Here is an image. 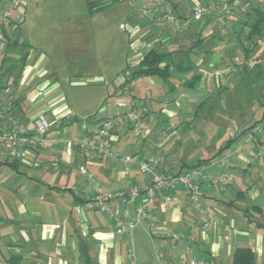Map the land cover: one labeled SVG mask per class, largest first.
<instances>
[{"label":"crops","instance_id":"obj_1","mask_svg":"<svg viewBox=\"0 0 264 264\" xmlns=\"http://www.w3.org/2000/svg\"><path fill=\"white\" fill-rule=\"evenodd\" d=\"M41 1L44 0H26L24 9L22 6L12 9L4 22L9 34L14 27H18L21 39L30 45L20 76L11 82L19 101L18 111L28 125L37 114H43L51 125L50 135L73 137L83 133L76 112L68 105H53L34 114L24 109L22 99L26 95L25 89L18 97L19 86L34 81L37 86L48 74L43 68L44 54L31 62L33 36L43 34L49 42L52 41V34L64 31L67 33V43L72 44L71 49L74 50L75 44H79L82 27L86 28L87 24L103 27L110 22L107 17L114 13L119 19V27L127 32L136 48V54L129 59L132 60L130 71L137 68L145 48L153 46L160 51L171 52L165 57L166 61L182 59L187 64V58H191L193 72H196L193 75H199L191 84L184 78L185 72L173 73L169 81L149 76L162 80L157 87H168L171 93H177L181 98L170 105H163L157 94H151L145 79L136 80L139 77L131 80L132 85L127 92L118 94V88L111 92L107 90V96L116 92V95L123 97L122 100L149 108V113L143 117L149 121V129L140 128L138 123L125 122L112 132L114 151L138 154L144 159L152 157L156 170L166 173L185 171L189 165L202 160L200 165L204 174L217 176L224 173L230 175L231 180L223 188L214 181L200 180L207 214L217 219L207 229L202 227L206 217L194 211L185 189L175 186L160 194L150 209V215L156 217L154 221L147 219L133 230L118 234L113 220L89 202L90 188L79 168L85 167L100 182L105 194H112L132 184L145 187L150 175L140 173L137 164L126 168L118 158L95 152L86 155L78 148L58 152L57 145L49 144L38 155L42 166L34 168L36 172L29 175L24 185H14L7 187V191H1L6 187L0 184V264H140V250L149 247L150 243H156L161 249L164 256L162 264L191 259L230 264L233 252L239 246H250L255 255L258 253L259 263H264V205H261L264 203V152L252 153L251 148L253 143L264 145V123L252 140L247 138L248 131L241 133L250 123L242 129L233 123H228L222 130L215 124L209 126L213 123L210 121L214 119L221 97L226 95V78L221 70H205L206 66L215 69V63L206 60L209 49L197 48L203 44L210 28L216 26L217 31L225 29L217 13L201 20L191 18L190 10L196 0H153L149 5L153 11L149 15L142 14L140 9L129 10L127 6L131 5L130 0H70L72 4L67 5V13L58 15L53 9H31ZM89 2L93 3V8ZM5 3L2 0L0 12L5 8ZM170 12L175 15L173 20H159L162 13ZM82 16L85 18L80 19ZM1 19L0 16L3 23ZM226 24L231 26L228 22ZM5 44V39L1 37L0 49L3 52ZM194 45V52H185ZM212 47H215V43ZM224 54L221 53L219 61L222 62ZM236 58L246 61L241 54ZM252 72L250 70L249 76H252ZM147 88L149 93L145 92V99L143 90ZM187 90L193 92L188 94ZM146 100H150L155 107L148 106ZM119 109V113L126 110L125 107ZM46 114H49L48 118ZM107 117H90L86 121L87 130H96L101 120ZM137 129L139 133H136ZM162 131L168 135L162 136ZM242 136L245 137L244 141L241 140ZM202 140L211 143L207 154L195 158L191 153L185 155L190 147L195 150L194 147ZM227 141V147L219 151ZM182 149L188 151L181 153ZM54 156H60L62 162L51 167L49 162ZM220 161H224V164ZM10 163L0 160L2 179L4 176L8 180L17 178L16 172L25 173V169L31 168ZM73 167H76L77 174L73 172ZM107 206L118 212L126 209L133 216L135 203L108 201ZM171 232H181L192 239L174 242L168 235ZM172 244H175L174 248H171ZM134 250H137L136 258L130 255V252L134 254Z\"/></svg>","mask_w":264,"mask_h":264},{"label":"rangeland","instance_id":"obj_2","mask_svg":"<svg viewBox=\"0 0 264 264\" xmlns=\"http://www.w3.org/2000/svg\"><path fill=\"white\" fill-rule=\"evenodd\" d=\"M263 1L248 0L244 2L243 6L248 8L253 2H259L263 5L264 3H261ZM152 2L153 0H148L147 4L151 6ZM129 3H131L130 6H127L129 10L142 9L143 3L140 0H130ZM70 4H72L70 0H44L30 8L33 11L53 9L56 14L65 15L68 11L67 5ZM124 4L128 5V2ZM231 6L232 10L236 12L237 8L235 5L231 3ZM22 9H24L23 6ZM152 11L150 9L147 15L151 14ZM83 18L85 17L82 16L80 19ZM107 20L110 22L103 27L100 25L98 27L88 26V24L86 28L82 27L79 44H75L76 48L74 50L71 49L72 44L67 43V33L64 31L52 34L50 39L52 41L49 42L45 40L43 34L38 33L33 36L31 45L34 51L31 62L37 61L44 54L43 68L48 71V74L41 79L43 81L37 86L35 85L36 81L19 86L18 97L25 89L26 95L22 101L23 107L28 113L43 112L46 109H50L53 105H68L72 111L76 112L77 119L80 122L86 120L89 116L107 115L111 117L113 116L112 114L119 113L120 109L117 106V102L121 101L123 97L116 95V92L107 96L106 91L110 90L111 92V90H116L117 88L119 90L123 72L128 71L131 67L126 68L123 72L121 70L132 64V60L129 61V59L136 54V48L133 46L134 43L131 42L127 32H124L119 27V19L114 13L111 14V17H107ZM220 24L225 26V29L217 31L216 26L210 28V32L203 40V44L198 48L202 50L205 48L209 49L206 60H211L212 63H215V69L206 66L205 70H221L226 78L224 87L227 91L225 92L226 95L221 97L213 117L214 119L210 121L213 123H210L209 126L215 124L222 130L227 127L228 123H233L234 126H241L242 129L249 123L251 125L253 122L260 120L264 110V37L255 39L250 47L245 48L247 41L246 31L239 33L238 27L233 28L230 25H224V21ZM213 43H215V47L211 48ZM148 48L146 47L145 49L147 50ZM222 52H225V54L221 62L219 60ZM240 54L243 55V58L246 57L244 58L246 61L237 60L236 57ZM9 55L13 56L14 53ZM4 56L1 48L0 65ZM205 64L207 65V61H205ZM3 66L5 67L6 63ZM249 70L253 71L252 76H249ZM259 72L261 73L260 77L255 79L257 76L253 77V74ZM195 73L192 70L185 72L183 75L184 78L188 79ZM140 78L145 79L150 88L143 90L145 99H147L145 92L149 93L148 89L151 90V94L158 95L163 105L174 104L173 101L176 102L181 99L177 93H171L168 87L165 89L160 88V86L157 87L161 83V79L157 77H139L136 80ZM130 82H127L128 88H130V84L132 85V82ZM42 84L43 86L41 87ZM48 90L51 92H48ZM191 92L193 91L187 90L188 94H191ZM146 103L150 107L151 105L155 107L150 100H146ZM48 116L49 114H46L47 118ZM260 123H264V121H258L257 124ZM241 140L244 141L245 137L242 136ZM206 141L202 140L199 145L194 147V149L196 148L195 150L190 147L191 152L189 151L185 155L191 153L192 157L195 158L203 153L207 154L212 146L208 141L207 144L202 145ZM251 148L252 153L256 151L264 152V145L261 144L253 143ZM186 150L188 151V149H182L181 153ZM35 172L34 168H27L25 173L16 172L18 177L11 180H8L6 176L2 179L0 176V181H2L0 184L6 187L1 191H7V187H13L14 185H24L26 180L29 179V175ZM73 172L77 174L76 167H73ZM261 205L263 206L264 203H261ZM136 251L134 250V254L130 252V255H134L136 258ZM158 252L161 257L158 256ZM140 253V264H162L164 259L161 249L152 243H150L149 247H145L144 250H140ZM255 258L256 262L259 263L260 257L257 252Z\"/></svg>","mask_w":264,"mask_h":264},{"label":"built area","instance_id":"obj_3","mask_svg":"<svg viewBox=\"0 0 264 264\" xmlns=\"http://www.w3.org/2000/svg\"><path fill=\"white\" fill-rule=\"evenodd\" d=\"M5 8L0 12L3 21H7L9 13L12 9L24 6L26 0H4ZM143 5L141 13L147 15L151 7L147 4L148 0H140ZM206 4L196 0L191 7V16L193 19H200L203 16L217 13L218 16L224 17L231 13V5L228 0H212ZM160 3V2H158ZM175 15L170 13H162L159 16L160 21L173 20ZM1 32V28H0ZM0 33V38H1ZM129 71H124L120 80V88L118 94L128 90ZM16 95L10 83L3 80L0 81V160L14 161L26 167L38 168L42 166L38 155L47 148L49 144L57 145L58 152H65L71 149H80L84 154L91 152L105 155L110 158H118L123 161L125 167L137 164L140 173L149 174V182L145 187L139 184H132L127 188L116 191L112 194H105L98 180L83 166L79 168L80 174L85 178L90 188L89 202L101 212L107 214L114 223L116 232L123 234L133 230L138 224L147 219L154 221L155 216L150 215L149 211L159 198V195L172 190L175 186H182L189 196L190 203L194 211L204 215L206 221L202 224L207 229L210 223H216L217 219L209 217L203 204V193L200 188V180L214 181L223 188L226 182L231 180V176L227 174H219L212 176L203 173V166L199 165L186 169L178 173H166L156 170L155 160L152 157L146 159L138 154H121L114 151L111 142L112 132L125 122L138 123L140 128L149 129V121L144 119V115L149 113L146 106L133 103L129 100H121L117 102V106L125 107L124 112L117 113L111 117L104 118L99 123L96 130L88 131L86 128V120L80 122L82 130L81 135L65 136L60 134H49L51 125L43 114H37L30 125L22 118L16 106ZM73 117V114H70ZM263 123L254 125L249 131L247 138L251 139L260 130ZM139 133V129L136 130ZM162 136H167L166 131L161 132ZM62 162L60 156H54L49 165L56 167ZM223 165L224 161H220ZM139 196H141L140 199ZM114 203H135L133 216L124 209L122 212L107 206V202ZM80 209L78 208L77 211ZM174 241L180 239L191 240V236L181 232H171L168 234ZM155 246L157 244L155 243ZM175 244L171 245L174 248ZM158 256L161 257L158 252ZM174 264H182L181 261ZM186 264H209L205 260L191 259Z\"/></svg>","mask_w":264,"mask_h":264},{"label":"trees","instance_id":"obj_4","mask_svg":"<svg viewBox=\"0 0 264 264\" xmlns=\"http://www.w3.org/2000/svg\"><path fill=\"white\" fill-rule=\"evenodd\" d=\"M247 1L248 0H237L235 2V0H228L230 5L232 2H234L235 7L237 8V10H235L236 12L232 10L233 8L231 6V13L229 15H226L224 17L217 16V18L221 21H224L225 24L226 22H228L231 24L233 28L238 27L239 33L246 31L247 41L245 43V48L250 47L251 43L255 39H260L264 37V4L262 5L259 2L257 3L253 2L250 5V7L244 8L243 4L244 2H247ZM1 2L2 0H0V9L2 8ZM89 3H90V6L93 8L94 7L93 3L92 2H89ZM200 3L206 4L207 2L200 1ZM261 3H264V1ZM190 13H191V10H190ZM210 15L203 16L202 18L195 19V20H201L205 17L211 18ZM190 17L193 18L191 14H190ZM2 22L3 23L0 22V28H1L0 33H1V36L5 39L6 44L4 47L5 56L0 65V81L3 80L4 82L11 84V82H15V80L21 74V70L23 69L25 61L29 55L30 45L28 41H24L23 39H21L18 27H14L13 28L14 30H12L11 34H9L7 30L5 29L6 21H2ZM194 51H195V45L190 47L189 50H186L185 52H194ZM11 53H14V55L13 56L9 55ZM170 54H171L170 51L164 52V51H160L158 48L150 46L145 51V53L142 55V58L140 59L137 68L131 69V71L129 70L130 76L128 78V81H131L134 78L141 77V76H146V77L158 76V77L163 78L164 81H169L173 73H181L184 71L187 72V71H192L194 69V65L192 63L191 58H187L188 60L187 64L184 63L182 59H179V60L172 59L170 61L164 60L165 57H167ZM4 63H6L5 67L3 66ZM128 67L129 66H126L124 69L121 70V72H123ZM249 73H250V70H249ZM260 75H261L260 72L254 73L253 77L257 76L255 78L257 79L258 77H260ZM196 77H199V75L191 76L189 79H187V82L190 84L194 83V80ZM18 104H19V101L16 100V106ZM263 113H264V110H263ZM89 118L90 116L87 117L86 119H89ZM258 121L263 122L264 117H262ZM258 121H255L248 127L244 128L241 133L249 131L254 125L258 123ZM255 135L253 139H255ZM229 141H232V140H229ZM229 141H227L225 146L221 147L219 151H222L224 147H227ZM216 155L217 154H215L214 156ZM201 161L202 160H199L197 163L189 165L187 169L200 165ZM15 163L16 162L11 161L10 165H14ZM181 262L182 264H186V262L188 261L183 260ZM209 264H225V263L209 262ZM230 264H264V263L256 262L255 252L250 246H239L235 248L233 255H232V261Z\"/></svg>","mask_w":264,"mask_h":264}]
</instances>
